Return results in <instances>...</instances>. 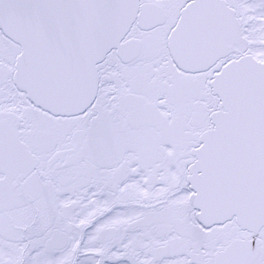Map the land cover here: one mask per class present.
<instances>
[{"label":"snow or ice","instance_id":"1","mask_svg":"<svg viewBox=\"0 0 264 264\" xmlns=\"http://www.w3.org/2000/svg\"><path fill=\"white\" fill-rule=\"evenodd\" d=\"M0 264H264V0H0Z\"/></svg>","mask_w":264,"mask_h":264}]
</instances>
